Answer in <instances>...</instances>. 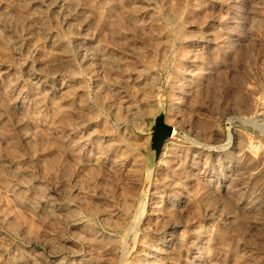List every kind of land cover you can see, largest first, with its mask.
<instances>
[{
  "label": "rangeland",
  "instance_id": "rangeland-1",
  "mask_svg": "<svg viewBox=\"0 0 264 264\" xmlns=\"http://www.w3.org/2000/svg\"><path fill=\"white\" fill-rule=\"evenodd\" d=\"M70 1L0 0V264H264V0Z\"/></svg>",
  "mask_w": 264,
  "mask_h": 264
},
{
  "label": "bare ground",
  "instance_id": "bare-ground-1",
  "mask_svg": "<svg viewBox=\"0 0 264 264\" xmlns=\"http://www.w3.org/2000/svg\"><path fill=\"white\" fill-rule=\"evenodd\" d=\"M52 7L57 9L60 15L68 21L73 20L82 10V6L75 5L71 8V1L70 0H53L51 3ZM19 101H22V98L18 97ZM24 122V121H23ZM22 126V124H21ZM24 126V124H23ZM25 128V127H24Z\"/></svg>",
  "mask_w": 264,
  "mask_h": 264
}]
</instances>
